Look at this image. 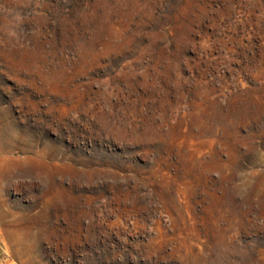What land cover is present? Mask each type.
Segmentation results:
<instances>
[{"label": "rangeland", "instance_id": "rangeland-1", "mask_svg": "<svg viewBox=\"0 0 264 264\" xmlns=\"http://www.w3.org/2000/svg\"><path fill=\"white\" fill-rule=\"evenodd\" d=\"M0 264H264V0H0Z\"/></svg>", "mask_w": 264, "mask_h": 264}]
</instances>
